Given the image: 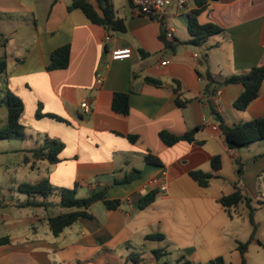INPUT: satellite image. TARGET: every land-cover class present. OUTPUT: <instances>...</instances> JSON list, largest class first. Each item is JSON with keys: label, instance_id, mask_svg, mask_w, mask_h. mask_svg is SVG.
Instances as JSON below:
<instances>
[{"label": "crops", "instance_id": "1", "mask_svg": "<svg viewBox=\"0 0 264 264\" xmlns=\"http://www.w3.org/2000/svg\"><path fill=\"white\" fill-rule=\"evenodd\" d=\"M89 1L103 16L106 2ZM110 1L124 30L94 23L80 8L69 9L73 0H0V48L14 42V34L16 48H24L19 57L6 49L0 55L7 59L0 79L25 106L20 119L25 134L18 138L25 147L11 152L26 151L25 167L38 171L34 182L0 188V237L10 238L0 245V264H181L185 259L212 264L219 256L224 264H242L239 243L249 241L247 264H264V141L233 155L220 128L221 121L235 125L264 116V79L245 110L234 106L244 85L225 83L264 64V0L212 2L199 21L223 30L201 45L187 42L194 0L182 9L174 1L156 17L136 14L130 0ZM25 21L19 32L16 27ZM167 27L174 30L171 39ZM65 44L71 46L68 67L48 70L53 51ZM114 48H131L132 55L112 60ZM165 58L171 62L163 65ZM105 64L99 84L96 74ZM217 90L221 93L214 98ZM117 92L129 94L127 114L113 109ZM83 100H90L91 112L83 111ZM40 104L45 115L37 117ZM194 128L193 141L168 145L160 137L161 131L183 135ZM49 139L65 145L55 163L30 151ZM214 155L221 156L222 167L209 186H201L190 171H212ZM236 159L244 164L242 175ZM42 179L56 189L48 199L18 188ZM235 182L252 199L254 222L246 203L232 207L230 215L220 202L235 190ZM61 187L76 188L79 198L105 189L106 197L119 204L109 208L96 201L89 217L54 235L49 218L70 211L61 208ZM150 191H156L155 200L142 208L140 199ZM156 233L164 238H146Z\"/></svg>", "mask_w": 264, "mask_h": 264}, {"label": "trees", "instance_id": "2", "mask_svg": "<svg viewBox=\"0 0 264 264\" xmlns=\"http://www.w3.org/2000/svg\"><path fill=\"white\" fill-rule=\"evenodd\" d=\"M106 2L103 8L104 15H100L95 6L89 0H73L69 9L80 8L87 15V17L97 24H111L115 30H124V21L121 18L115 17L113 10V4L110 0H104ZM131 1V0H130ZM196 8L190 13L188 28L191 38L187 41L197 45L203 44L211 35L219 34L222 32V28L212 22L202 23L199 21L198 16L205 11L212 2L218 0H194ZM167 46L173 48V46L167 42ZM70 44H65L56 48L52 55L51 61L47 66L48 70L62 69L69 65L70 59ZM206 57V56H205ZM206 59V58H205ZM7 69L6 56L0 57V74L4 73ZM210 81H214V78L210 73L207 74ZM264 79V64L256 65L246 73L240 75H232L226 78L225 83H237L241 82L244 85L243 92L237 97L234 102V106L238 110H245L248 105L259 96L261 83ZM146 80L160 84V80L147 77ZM3 103L7 107V123L0 130V138H23L25 134L24 125L21 123V115L24 111L23 100L11 91H7ZM183 105L184 102H179ZM113 109L119 113L127 114L129 112V94L125 92H117L113 98ZM42 105H39V109L36 113L37 117L45 115L42 113ZM49 116L62 119L55 114H48ZM220 128L225 136V139L232 149H240L256 141H264V116L256 117L251 120L237 123L235 125H227L224 121H221ZM198 128H194L183 135L172 134L168 131H161V139L168 145H173L180 140H195V133ZM133 139V137L131 136ZM64 143L57 139H49L46 144L32 148L30 151L33 156L38 159H47L49 162L55 163L59 160L58 155L64 148ZM147 159L153 163H157L158 159L153 155H148ZM237 170L239 175L244 172V164L241 160L236 159ZM212 171H204L201 169L190 171L191 177L196 180L201 186H209L211 180L216 176V172L222 167V159L220 155H214L211 159ZM131 177H125L123 181H129ZM235 190L230 194H225L220 198L221 204L226 211L232 215V207L239 205L240 203H246L249 208V217L254 222V207L251 205L252 199L244 192V190L238 186L237 182L234 184ZM19 190L27 193L28 195L39 194L44 199L48 197L56 190L49 182L48 179H42L37 183H21ZM60 191V205L70 211L59 213L49 218V226L54 235H59L66 227L72 225L80 217H89V207L96 201L102 200L109 208H114L119 204V200H111L106 197L105 189H101L91 193L88 197H77L76 188L61 187ZM156 197V191H150L140 199V205L142 208L151 204ZM26 205H39L47 207L48 202H32L27 201ZM254 235L252 236V238ZM147 239H163L164 234L156 233L149 234ZM10 242L8 236L0 237V245H4ZM250 242V241H249ZM249 242H240L239 250L241 253L242 264H247L246 252L249 246ZM161 252L155 250V253ZM212 264H224L222 256L211 260ZM181 264H194L191 260L185 259Z\"/></svg>", "mask_w": 264, "mask_h": 264}, {"label": "rangeland", "instance_id": "3", "mask_svg": "<svg viewBox=\"0 0 264 264\" xmlns=\"http://www.w3.org/2000/svg\"><path fill=\"white\" fill-rule=\"evenodd\" d=\"M27 25V21L23 24H18L19 32L24 30V27ZM15 28V27H14ZM23 32V31H22ZM16 37L15 41L8 44L6 49L8 54H15V57H19L23 55L24 48H16L18 36L14 34ZM22 36L19 37V41L21 40V45H23L24 40L21 39ZM4 49L0 48V55H2ZM1 57V56H0ZM8 92L5 88V83L0 79V130L4 127L7 122V107L1 101L6 97ZM29 144L32 141L29 139ZM15 146L25 147V143L23 140L18 138L11 139H2L0 138V188L6 186L7 183L16 182V181H24V182H34L36 181L38 171H33L30 167H25V155H29L26 151L23 153L11 152L15 149ZM235 150V149H234ZM235 154V153H234ZM233 154V155H234ZM21 165V167H20ZM10 169V171H9ZM17 183V182H16ZM64 209V207H61ZM254 253L251 252V256Z\"/></svg>", "mask_w": 264, "mask_h": 264}, {"label": "built area", "instance_id": "4", "mask_svg": "<svg viewBox=\"0 0 264 264\" xmlns=\"http://www.w3.org/2000/svg\"><path fill=\"white\" fill-rule=\"evenodd\" d=\"M176 2V6L179 9H182L185 7L187 2L189 0H131L132 5H133V12L139 15H146V16H151V17H156L160 16L164 13L165 9L170 6L173 2ZM174 30L171 27H167L166 30V36L167 38L171 39L174 37ZM111 34H107L105 36V41H109L111 39ZM132 55V49L131 48H114L111 52V59L116 60V59H125V58H130ZM195 57L198 56L197 53L194 54ZM171 60L169 58H165L164 60L161 61L163 65L169 64ZM108 64H105L104 66L101 65L100 69L97 71L96 74V80L97 83H102L103 81V75H102V67H107ZM220 91L217 90L215 92L214 98L218 95H220ZM81 107L85 113H89L92 110V105L90 100H83L81 103ZM214 129H217L218 127L216 125L213 126ZM229 152L231 154L235 153V150L230 148ZM162 190L166 189V186L163 185L161 187Z\"/></svg>", "mask_w": 264, "mask_h": 264}]
</instances>
